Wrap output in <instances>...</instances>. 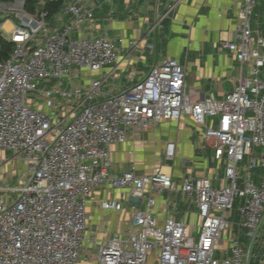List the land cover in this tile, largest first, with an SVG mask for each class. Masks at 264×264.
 Here are the masks:
<instances>
[{
  "label": "built area",
  "instance_id": "2783aa9c",
  "mask_svg": "<svg viewBox=\"0 0 264 264\" xmlns=\"http://www.w3.org/2000/svg\"><path fill=\"white\" fill-rule=\"evenodd\" d=\"M94 1L70 0V21L56 30L48 27L46 10L39 17L24 12V0L0 5V28L13 45L3 58L0 42V151L13 152L28 167L19 186L0 185V264H79L87 241V206L96 188L127 189L140 199L147 188L176 191L172 177L162 171L111 175V147L127 141V130L142 133L183 116L205 126L204 138L216 159L227 158L223 178L191 176L182 183L183 192L198 203V237L170 214L161 221L151 196L135 211L134 230L100 245L99 264H250L264 220V37L254 39L250 26L257 0H244L237 39L223 43L240 62L250 63L249 75L223 100L210 95L191 102L186 69L175 60L155 65L141 82L102 100L99 80L87 88L64 90L60 83L43 90L42 83L72 78L78 70L97 72L119 64L115 40L73 37L87 21L94 28ZM15 9L21 13L14 16ZM30 93L40 94L44 103H33ZM209 119H217V125L210 126ZM175 148L167 143L168 160ZM237 199L251 240L248 250L233 234L222 246ZM104 207L122 209L117 202ZM216 251L225 258L217 259Z\"/></svg>",
  "mask_w": 264,
  "mask_h": 264
},
{
  "label": "crops",
  "instance_id": "0c3cea01",
  "mask_svg": "<svg viewBox=\"0 0 264 264\" xmlns=\"http://www.w3.org/2000/svg\"><path fill=\"white\" fill-rule=\"evenodd\" d=\"M69 3L70 0H65L63 9L51 17L54 24H60L56 29L70 21L66 13ZM243 5L244 0H95L90 5L95 17L94 28L91 29L87 21L73 37L107 36L116 41L121 60L118 65L105 66L97 72L76 71L69 78H76L80 84L75 86L70 81L71 89L87 88L91 80H99L103 82L99 98L102 100L141 82L155 65L175 60L186 69V92L191 102L210 95L223 100L235 91L240 78L247 77L250 72V63L240 62L234 52L223 47L224 42L237 39L238 12ZM250 26L254 39L264 37V0L256 1ZM5 27L11 29L9 23ZM82 74L92 78L84 79ZM261 78L264 80V71ZM112 80H115L113 84L110 83ZM60 83L65 85V78ZM217 122V119H209L208 124L216 126ZM204 131L205 126L197 125L190 116H183L180 120L158 123L146 132L127 130V141L111 147V175L134 171L142 177L162 171L172 177L178 189L151 193L147 188L140 199L131 197L127 189L109 185L96 188L87 206V241L79 264H99L100 245L115 234L134 230V213L138 208H144L151 196L156 200L155 212L161 221L170 214L187 224L192 233L197 230L198 203L183 192L182 183L191 176L223 178L227 166L226 157L215 158L214 150L205 141ZM169 142L176 145L172 160L165 155ZM248 162L246 159L242 167ZM254 172L256 182L260 183L261 169ZM113 202L120 203L122 209L104 207V203ZM238 206L229 212L231 229L229 236L223 239V247L229 245L234 230L241 241L242 237L250 239L242 225V217L238 215ZM261 228L258 240L251 248L250 264L255 255L254 246L264 239ZM244 247L250 249V246ZM256 264H264L258 254Z\"/></svg>",
  "mask_w": 264,
  "mask_h": 264
},
{
  "label": "rangeland",
  "instance_id": "374dc122",
  "mask_svg": "<svg viewBox=\"0 0 264 264\" xmlns=\"http://www.w3.org/2000/svg\"><path fill=\"white\" fill-rule=\"evenodd\" d=\"M25 1V4H26V0ZM15 0H12V1H9V2H6V1H1L0 2V5L2 3H12L14 4ZM47 4V1L45 0H40L38 3L34 4L33 5V10H30V9H27L24 8V12L32 15V16H36V17H39L40 13L44 10V7L46 6ZM18 13H21V10L19 9H15V14H13L14 16H16ZM52 18H49V15L47 16V21H48V27L51 29H56L55 27L58 25H60L59 23L58 24H54L52 21ZM0 34L1 36L5 39L6 38V33L4 32V30H2L0 28ZM82 76L85 78H88V79H91L92 77L90 75H86V74H82ZM60 81L61 80H53L51 82H44L42 83L41 85V88L43 90H52V89H55V88H59L60 87ZM72 82L73 85L77 86L78 84H80V81L77 80L76 78L70 80L69 77L65 78V85L62 86V89L64 90H68V89H71V86L69 82ZM119 81V80H118ZM115 80H112L110 81V83H114ZM30 99H32V102L37 104V105H42L44 103V99H42L41 95L40 94H35V93H30ZM77 99L76 98H73L72 99V102H77L76 101ZM43 110L49 114H52V111L50 109H47L46 107H42ZM260 150V149H259ZM257 151V149H256ZM15 154L13 152H3V151H0V185H5V186H10V187H17L20 185L21 183V179L22 177L26 174V172L28 171V167L25 163L24 160H22L21 158H14ZM10 197L12 198H15L16 194H12V192H10ZM239 199H237L236 201V206H238L240 204V201L238 203ZM234 233H232L234 236H236L235 234H237V231L234 230L233 231ZM260 233H264V223H263V226L261 228V232ZM263 235V234H262ZM227 236H229V231H226L223 235V239H226ZM194 237H198V232L197 230L194 231ZM242 244L246 247H249L251 245V240L250 239H247L246 237L243 238L242 237ZM264 246V239H262L259 243H257L255 246H254V249H253V257H252V260H251V264H256V261H257V254L259 255L260 257V260L262 262H264V252H262L261 250H263V247ZM262 248V249H260ZM259 251V252H258ZM225 253L222 252V251H216V254H215V257L219 260H223L225 258Z\"/></svg>",
  "mask_w": 264,
  "mask_h": 264
},
{
  "label": "trees",
  "instance_id": "16d2710c",
  "mask_svg": "<svg viewBox=\"0 0 264 264\" xmlns=\"http://www.w3.org/2000/svg\"><path fill=\"white\" fill-rule=\"evenodd\" d=\"M1 1H12V0H0ZM25 8L33 10V5L38 3L40 0H26ZM47 1L46 6L44 7V10L48 12L49 18L53 17L56 13L60 12L63 7L65 0H45ZM34 11V10H33ZM0 42L3 45V52H2V57L7 58L10 51H12L13 45L6 41L0 34Z\"/></svg>",
  "mask_w": 264,
  "mask_h": 264
},
{
  "label": "bare ground",
  "instance_id": "6f19581e",
  "mask_svg": "<svg viewBox=\"0 0 264 264\" xmlns=\"http://www.w3.org/2000/svg\"><path fill=\"white\" fill-rule=\"evenodd\" d=\"M7 23H9V22H7ZM10 24V23H9ZM10 27H11V25H10Z\"/></svg>",
  "mask_w": 264,
  "mask_h": 264
}]
</instances>
